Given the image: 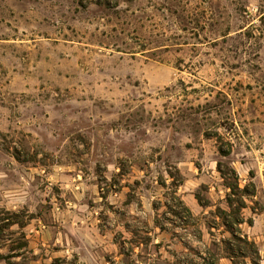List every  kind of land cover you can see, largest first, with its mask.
Segmentation results:
<instances>
[{"label":"rangeland","instance_id":"rangeland-1","mask_svg":"<svg viewBox=\"0 0 264 264\" xmlns=\"http://www.w3.org/2000/svg\"><path fill=\"white\" fill-rule=\"evenodd\" d=\"M0 264H264V0H0Z\"/></svg>","mask_w":264,"mask_h":264},{"label":"trees","instance_id":"trees-1","mask_svg":"<svg viewBox=\"0 0 264 264\" xmlns=\"http://www.w3.org/2000/svg\"><path fill=\"white\" fill-rule=\"evenodd\" d=\"M229 152H222V150L220 149V155L222 157H226L228 155ZM222 179H224L225 181V188L229 190V193L227 194V198H226V202L228 204L229 208H233V210H235V212H240L243 208H245L242 204V198H231V196H235V193H240L242 190L239 188L238 185V179L236 176H234L232 178V180H230L231 182H229L227 180V178H225V176H222ZM236 199V200H235ZM196 200L198 201V203H200V199L196 198ZM188 211V210H187ZM242 220H238L236 222L237 225L241 224Z\"/></svg>","mask_w":264,"mask_h":264}]
</instances>
